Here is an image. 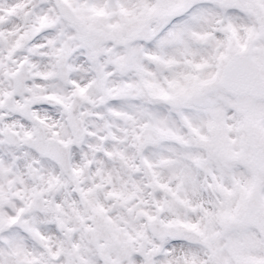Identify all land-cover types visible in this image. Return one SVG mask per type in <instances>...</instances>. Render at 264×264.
<instances>
[{
	"label": "snow or ice",
	"instance_id": "snow-or-ice-1",
	"mask_svg": "<svg viewBox=\"0 0 264 264\" xmlns=\"http://www.w3.org/2000/svg\"><path fill=\"white\" fill-rule=\"evenodd\" d=\"M0 264H264V0H0Z\"/></svg>",
	"mask_w": 264,
	"mask_h": 264
}]
</instances>
